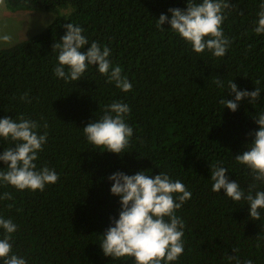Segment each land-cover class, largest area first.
Instances as JSON below:
<instances>
[{"label":"trees","instance_id":"16d2710c","mask_svg":"<svg viewBox=\"0 0 264 264\" xmlns=\"http://www.w3.org/2000/svg\"><path fill=\"white\" fill-rule=\"evenodd\" d=\"M228 2L222 30L231 43L217 58L208 50L195 53L169 24L156 27L161 14L170 18L168 9L185 10L187 0H6L12 12L54 16L41 33L0 50V119L36 121L38 134L48 135L34 163L59 176L43 191L0 185V196H12L0 199V217L17 225L13 254L26 264H135L131 257L105 256L100 244L121 210L108 177L145 171L167 174L191 192L176 212L185 224L184 252L173 264H236L229 256L264 264V210L254 221L246 201L212 191L217 164L245 194L252 184L253 194L264 191V182L254 181L235 160L250 147L259 130L255 119L264 114V34L254 31L264 0ZM67 23L83 28L89 45L95 41L111 50L113 66L132 84L129 92L91 65L79 81L56 77L58 52L52 46ZM230 81L238 91L259 88V98L242 99L230 111L220 103L235 99ZM113 102L131 109L125 122L133 136L119 156L90 144L83 133ZM14 146L0 139V152ZM6 170L0 161V171Z\"/></svg>","mask_w":264,"mask_h":264},{"label":"clouds","instance_id":"9594fccd","mask_svg":"<svg viewBox=\"0 0 264 264\" xmlns=\"http://www.w3.org/2000/svg\"><path fill=\"white\" fill-rule=\"evenodd\" d=\"M7 7L6 0H0V8ZM228 0H202L195 3L187 0L185 10L170 8V18L161 14L156 27L164 30L161 25L167 23L170 29L181 39L190 44L192 50L203 53L208 50L213 56H225L230 40L223 34L222 24L225 12L231 8ZM259 19L254 31L264 34V3L260 5ZM65 34L59 42L52 46L58 52V66L54 68L56 77L65 82L79 81L88 69L95 66L101 75L107 76L109 83L123 92H129L132 84L122 75L119 65L113 66L109 57L111 50L93 41L89 45L83 35V28L72 23L64 24ZM0 41L11 44L12 37L0 35ZM87 45L86 51H81ZM67 68V71H65ZM216 85L222 86L217 79ZM229 91L235 94L234 100L220 101L230 111L238 109V102L247 98L253 103L260 96V89L248 92L237 90V85L229 82ZM27 93L21 97L26 99ZM131 109L126 103L113 102L106 106L100 120L89 123L83 128L88 142L106 151L121 155L129 146L133 129L125 121ZM259 130L254 133V140L242 154L235 156L237 163L247 167L254 181L264 182V114L255 119ZM40 127L36 121L20 116L13 120L5 116L0 119V139L14 142L15 146L0 152V161L6 165V171H0V185H7L18 191H43L46 185L55 184L58 174L42 167L37 170L34 163L38 154L43 151L47 141V132L39 135ZM47 128L45 124L43 126ZM228 170L219 164L211 171L212 191L224 194L233 202L244 200L249 205V217L258 221L264 210V191L253 190L256 185L249 186L247 194L233 180L229 181L225 173ZM112 181L110 192L120 197L121 210L118 219L112 220V226L103 234L100 247L105 256L115 259L131 257L135 264H173L184 252V221L176 215L182 205L191 198V192L179 180L173 181L167 174L159 173L150 176L145 171L134 175L117 172L108 177ZM0 199L11 200L10 193L5 192ZM12 205H8L11 207ZM0 229L4 236L0 238V260L3 264H26L23 257L12 253V235L17 231V225L11 219L0 217ZM235 251V250H234ZM241 264L235 256H229ZM243 264H252L246 260Z\"/></svg>","mask_w":264,"mask_h":264},{"label":"rangeland","instance_id":"374dc122","mask_svg":"<svg viewBox=\"0 0 264 264\" xmlns=\"http://www.w3.org/2000/svg\"><path fill=\"white\" fill-rule=\"evenodd\" d=\"M52 14L39 12H12L7 7L0 8V35H10L12 43L0 41V50L9 49L44 31L53 21Z\"/></svg>","mask_w":264,"mask_h":264}]
</instances>
